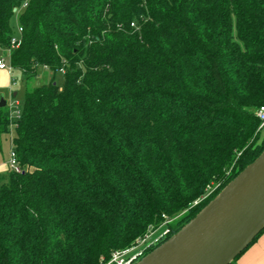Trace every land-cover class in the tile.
I'll return each mask as SVG.
<instances>
[{"label": "trees", "instance_id": "obj_1", "mask_svg": "<svg viewBox=\"0 0 264 264\" xmlns=\"http://www.w3.org/2000/svg\"><path fill=\"white\" fill-rule=\"evenodd\" d=\"M0 47L63 70L24 93L0 264H104L166 216L160 244L264 149V0H0Z\"/></svg>", "mask_w": 264, "mask_h": 264}, {"label": "water", "instance_id": "obj_2", "mask_svg": "<svg viewBox=\"0 0 264 264\" xmlns=\"http://www.w3.org/2000/svg\"><path fill=\"white\" fill-rule=\"evenodd\" d=\"M5 105L1 98L0 107ZM263 229L264 149L192 219L135 264H230Z\"/></svg>", "mask_w": 264, "mask_h": 264}, {"label": "rangeland", "instance_id": "obj_3", "mask_svg": "<svg viewBox=\"0 0 264 264\" xmlns=\"http://www.w3.org/2000/svg\"><path fill=\"white\" fill-rule=\"evenodd\" d=\"M11 29L14 35H17V19L14 15L11 20ZM5 63L9 64L8 54L5 55ZM54 75V81L58 86H61L63 81L62 71H56L51 73L48 69L40 68L39 76L37 78L26 81L21 73L17 69H5L0 71V100L3 98L6 101V105L1 107L10 110V103L18 102V107L21 110L23 104L24 93L27 86H34L39 82H43L46 78L49 79ZM15 93V95H13ZM13 116H11V123L9 125V131L0 134V173L5 174L7 172L5 161L9 156L10 151V137L15 133V125L12 121L17 119L14 117L15 112L11 109ZM262 135V134H261ZM242 255H257L255 264H264V231L255 239L253 243L249 245ZM240 256V257H241ZM237 260V259H236Z\"/></svg>", "mask_w": 264, "mask_h": 264}, {"label": "built area", "instance_id": "obj_4", "mask_svg": "<svg viewBox=\"0 0 264 264\" xmlns=\"http://www.w3.org/2000/svg\"><path fill=\"white\" fill-rule=\"evenodd\" d=\"M26 1L17 8L14 7L13 11L19 13L25 6ZM22 28L17 27V35H13L10 39V47H17L20 44V33ZM4 50L0 47V69H11V66H7L5 63ZM63 71V70H61ZM11 109L15 112L14 117L19 119L21 115V110L18 107V102L10 103L9 118L11 121V116H13ZM255 115L259 120L257 131L264 132V104L257 107ZM13 125H16L15 121H12ZM11 144V137H10ZM5 166L7 171L14 173H21L24 171L22 165L19 163L15 151L10 147L9 156L5 161ZM165 220L163 223L149 230L143 236L137 238L130 247L121 250H115L112 252L110 259L104 264H135L142 256H144L145 251L161 241L170 233V227L167 225L172 219L164 216Z\"/></svg>", "mask_w": 264, "mask_h": 264}, {"label": "crops", "instance_id": "obj_5", "mask_svg": "<svg viewBox=\"0 0 264 264\" xmlns=\"http://www.w3.org/2000/svg\"><path fill=\"white\" fill-rule=\"evenodd\" d=\"M5 69H0V71H4ZM11 147V144H10ZM1 174V173H0ZM241 256V255H240ZM238 257L237 260H234L232 264H255L257 255H242Z\"/></svg>", "mask_w": 264, "mask_h": 264}]
</instances>
